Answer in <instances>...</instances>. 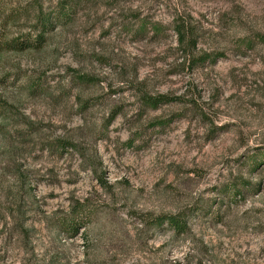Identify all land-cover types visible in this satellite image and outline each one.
<instances>
[{
    "label": "rangeland",
    "instance_id": "rangeland-1",
    "mask_svg": "<svg viewBox=\"0 0 264 264\" xmlns=\"http://www.w3.org/2000/svg\"><path fill=\"white\" fill-rule=\"evenodd\" d=\"M0 38V264H264V0H0Z\"/></svg>",
    "mask_w": 264,
    "mask_h": 264
},
{
    "label": "trees",
    "instance_id": "trees-1",
    "mask_svg": "<svg viewBox=\"0 0 264 264\" xmlns=\"http://www.w3.org/2000/svg\"><path fill=\"white\" fill-rule=\"evenodd\" d=\"M176 32L177 35L180 39L181 42H184L186 40L187 37V30L185 27L183 26H177L176 27ZM8 48L6 46V44L4 43V41L0 38V52L5 49ZM209 55H206L205 57H201L199 59H197V61H205V58L208 59ZM160 99H164V97H160ZM149 104V106H155L159 101L158 98L157 99H147L146 100ZM161 220H166L168 222V224L176 231V232H183L186 229V224L185 221L183 220V217L180 214H166V215H162L160 216Z\"/></svg>",
    "mask_w": 264,
    "mask_h": 264
}]
</instances>
